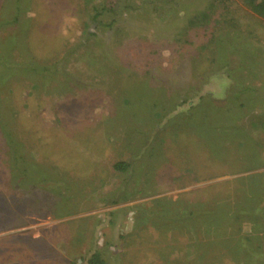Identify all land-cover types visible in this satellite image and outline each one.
Instances as JSON below:
<instances>
[{
	"label": "rangeland",
	"instance_id": "1",
	"mask_svg": "<svg viewBox=\"0 0 264 264\" xmlns=\"http://www.w3.org/2000/svg\"><path fill=\"white\" fill-rule=\"evenodd\" d=\"M15 237L54 249L12 240L23 264H264L248 0H0V251Z\"/></svg>",
	"mask_w": 264,
	"mask_h": 264
},
{
	"label": "trees",
	"instance_id": "2",
	"mask_svg": "<svg viewBox=\"0 0 264 264\" xmlns=\"http://www.w3.org/2000/svg\"><path fill=\"white\" fill-rule=\"evenodd\" d=\"M248 4L249 6L252 8V11L256 14H258L259 16L264 17V0H248ZM14 240L16 241L18 244L21 245H25L28 246L30 248L31 251L32 248L36 249V251H34L33 255H31V259L32 258H37L38 257H42V247L44 246L45 251L47 249H51L52 247L46 242V241H42V239H25L24 237H15V238H10L8 240H4L3 242H1V244H6V253L3 251H0V256L5 257L4 261L1 259V263L2 264H23L26 262V259L29 257L28 255L26 257H24V252L18 251L19 254H17L16 252L13 254L11 252V250L7 247L8 244L11 243V241ZM25 241H27L25 243ZM53 249V248H52ZM51 249V251H52ZM24 251V249H22ZM54 252V249H53ZM13 255V256H12ZM24 257V258H23ZM12 261V262H11ZM88 264H104V262L99 258L98 255H94L91 260H89Z\"/></svg>",
	"mask_w": 264,
	"mask_h": 264
},
{
	"label": "clouds",
	"instance_id": "3",
	"mask_svg": "<svg viewBox=\"0 0 264 264\" xmlns=\"http://www.w3.org/2000/svg\"><path fill=\"white\" fill-rule=\"evenodd\" d=\"M224 90L226 91L227 87L229 86V81L227 80V77H224Z\"/></svg>",
	"mask_w": 264,
	"mask_h": 264
},
{
	"label": "crops",
	"instance_id": "4",
	"mask_svg": "<svg viewBox=\"0 0 264 264\" xmlns=\"http://www.w3.org/2000/svg\"><path fill=\"white\" fill-rule=\"evenodd\" d=\"M55 253H57V252H55ZM55 253H53V254H55Z\"/></svg>",
	"mask_w": 264,
	"mask_h": 264
}]
</instances>
